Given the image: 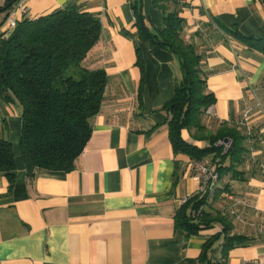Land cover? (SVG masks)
Segmentation results:
<instances>
[{
	"label": "crops",
	"instance_id": "crops-1",
	"mask_svg": "<svg viewBox=\"0 0 264 264\" xmlns=\"http://www.w3.org/2000/svg\"><path fill=\"white\" fill-rule=\"evenodd\" d=\"M68 1L19 0L11 12L18 21L34 19ZM77 1L101 23L96 66L108 75L104 100L75 167L39 168L30 179L20 146L21 107L0 97V139L10 143L16 165L11 187L0 171V264H228L264 258V54L236 38H218L221 31L212 22L264 38V0ZM5 2L0 0V9ZM134 7L154 30L163 28L164 12L180 11L182 36L203 55L206 92L215 97L213 112L202 117L207 132L225 123L249 135L241 167L246 180L232 182L234 194L200 193L190 158L174 153L161 107L174 96L180 62L127 35L135 31ZM11 12L0 11V29ZM184 137L192 140L190 132ZM205 196L207 215L201 222L193 218L200 227L186 234L177 212Z\"/></svg>",
	"mask_w": 264,
	"mask_h": 264
},
{
	"label": "trees",
	"instance_id": "trees-1",
	"mask_svg": "<svg viewBox=\"0 0 264 264\" xmlns=\"http://www.w3.org/2000/svg\"><path fill=\"white\" fill-rule=\"evenodd\" d=\"M18 1L6 0L3 12L9 14ZM133 9L135 31L127 35L150 48L158 46L169 51L180 62L174 96L161 107L174 153L190 159H208L219 178L214 193L234 194L232 182L246 180V171L241 167L249 151L246 144L249 135L225 123L214 133L207 132L202 117L215 103V97L206 92L205 74L201 70L203 55L182 36L180 11L164 12L163 28L154 30L146 23L140 8ZM212 22L221 31L217 32L218 38H236L264 54V38L248 37L237 27ZM212 22H207V26H212ZM101 31L98 17L81 10L77 0H69L62 8L37 18L17 20L9 33L0 30V97L21 107L20 146L30 179L39 168L72 170L84 149L108 83L104 68L96 66V45ZM137 64L141 66L138 52ZM140 98L139 90L138 105ZM185 131L190 132L191 141L185 139ZM224 139H228L226 145L218 143ZM197 141L205 145L195 144ZM15 168L10 143L0 139V171L6 174L10 187ZM193 199L177 212L179 226L186 234L200 227L192 219L201 222L206 214L207 196ZM199 208V215L193 217L192 212ZM233 239L234 236L228 241Z\"/></svg>",
	"mask_w": 264,
	"mask_h": 264
},
{
	"label": "built area",
	"instance_id": "built-area-1",
	"mask_svg": "<svg viewBox=\"0 0 264 264\" xmlns=\"http://www.w3.org/2000/svg\"><path fill=\"white\" fill-rule=\"evenodd\" d=\"M18 8L21 9L22 13L26 11L25 7ZM16 22L17 18L15 17V12H11L0 30L9 33L16 27ZM256 106H261L258 100H256ZM206 112L212 113V108H208ZM218 143L226 145L224 141H219ZM188 163L193 169L194 176L198 181V191L203 194L211 193L216 188L219 181L214 164H212L208 159H190ZM200 211L201 208L193 211L192 216L197 217ZM228 264H264V258L258 257L251 260H240L238 262Z\"/></svg>",
	"mask_w": 264,
	"mask_h": 264
},
{
	"label": "water",
	"instance_id": "water-1",
	"mask_svg": "<svg viewBox=\"0 0 264 264\" xmlns=\"http://www.w3.org/2000/svg\"><path fill=\"white\" fill-rule=\"evenodd\" d=\"M5 9H6L5 7H2V8L0 9V11L3 12ZM224 142L227 143V142H228V139H224Z\"/></svg>",
	"mask_w": 264,
	"mask_h": 264
},
{
	"label": "rangeland",
	"instance_id": "rangeland-1",
	"mask_svg": "<svg viewBox=\"0 0 264 264\" xmlns=\"http://www.w3.org/2000/svg\"><path fill=\"white\" fill-rule=\"evenodd\" d=\"M210 108V107H209ZM248 114V111H246V115ZM242 260H251V259H242Z\"/></svg>",
	"mask_w": 264,
	"mask_h": 264
}]
</instances>
